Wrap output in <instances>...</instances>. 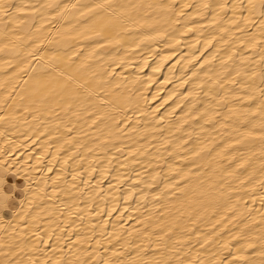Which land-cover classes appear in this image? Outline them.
<instances>
[{
  "label": "bare ground",
  "instance_id": "bare-ground-1",
  "mask_svg": "<svg viewBox=\"0 0 264 264\" xmlns=\"http://www.w3.org/2000/svg\"><path fill=\"white\" fill-rule=\"evenodd\" d=\"M0 264H264V0H0Z\"/></svg>",
  "mask_w": 264,
  "mask_h": 264
}]
</instances>
